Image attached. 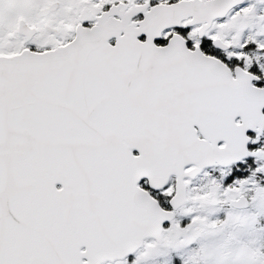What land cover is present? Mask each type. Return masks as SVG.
<instances>
[{"label": "snow or ice", "instance_id": "1", "mask_svg": "<svg viewBox=\"0 0 264 264\" xmlns=\"http://www.w3.org/2000/svg\"><path fill=\"white\" fill-rule=\"evenodd\" d=\"M0 264H264V0H0Z\"/></svg>", "mask_w": 264, "mask_h": 264}]
</instances>
